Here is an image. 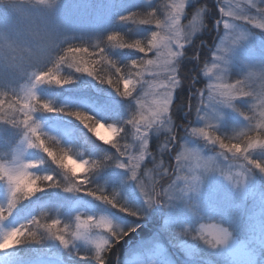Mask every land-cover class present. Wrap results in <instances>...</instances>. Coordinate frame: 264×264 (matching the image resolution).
Instances as JSON below:
<instances>
[{"label":"rangeland","instance_id":"1","mask_svg":"<svg viewBox=\"0 0 264 264\" xmlns=\"http://www.w3.org/2000/svg\"><path fill=\"white\" fill-rule=\"evenodd\" d=\"M130 1L134 2V5L133 11L128 13L126 7ZM158 1L160 0H59L58 4L63 6L59 19L66 16L77 17L76 30H73L72 26H68L67 30L58 27L60 24L58 21L57 24L53 21L49 23L47 17L39 22L40 17L33 23L31 17L33 9L40 7L43 15L58 4L52 8L36 4L0 5V82L9 67L19 59L22 49L27 57L30 54L36 59L43 57L41 54L46 55V50H51V45L45 48L46 44L54 42L60 36L65 34L73 36L79 33L86 35L90 31L103 32L105 18L112 14L117 16L122 10L126 11L125 17L132 16V19L127 21L135 23L133 13L139 14L135 17L143 20V12L150 10L151 13L154 12L156 6L154 4ZM181 2L182 0L163 2L165 11L163 10L164 15L160 18L159 26L155 23L153 28L137 25L135 28L127 29L132 31L134 36L129 31L121 33V36L129 40L147 42L144 56L136 55V51L129 49V53H125L128 55L126 57L120 47L111 45L107 48L105 47L107 43L99 44L100 52L101 49L109 51L104 60L107 64L104 69L107 71L111 65L126 66L133 61L148 59L155 61V65L149 66H140L138 63L140 68L138 72L141 75L138 78L132 76L126 78L131 81L129 84L131 96L125 98L119 94L107 96L105 105L108 114H112L115 124L122 125L123 131H116L111 140L102 139L105 144L99 143L96 139L100 125L93 135L87 134V128L81 127L80 133H73L74 129L69 127L67 135L73 134L67 142L55 139L53 144L58 150H55L54 154L61 155L67 152L65 158L67 167L61 168L55 163L59 169L52 173H43L53 176L52 181H47L50 185L57 183L56 186L50 187L43 202H28L22 206L20 205L22 196H19L16 206L9 215L8 205L12 199V186L6 181L0 182V207H3V215L7 217L0 220V242L9 231L17 227L22 228L19 238L23 241L16 246L0 249V264H77V260L84 259H94V264H101V261L103 264H261L264 252V171L249 161L264 164V147L250 150L247 157H243L245 155L243 148L248 138L240 134L247 133L248 136L264 139V129L260 127L264 124V116H261L264 112V104L261 103L264 99V77L260 71L264 69V41L260 39L262 38L260 35L264 36V29L256 27V24L264 22V19L258 15L257 8L252 7L248 0H183L184 8L180 13L179 22L173 26L169 20L170 14L175 15L172 5ZM254 2L257 7L264 6L260 5L259 0ZM221 8H224V12L220 11ZM94 10L101 24L86 30L93 21ZM228 11L245 13L255 19L251 22L235 20L224 15ZM73 20L76 19L72 18ZM119 20H122V17ZM225 20L234 24V27L225 29L223 27ZM216 21L220 23L217 24ZM28 23H33L30 29L29 26L28 28L23 26ZM13 24L23 27L25 35H28L27 40L19 39V35L13 33L11 44L9 30L13 28ZM62 24H65V21ZM153 32L159 33L158 45L155 48L148 45ZM205 35L211 37V41L207 40L208 43L200 41ZM100 36H96L98 41ZM31 38L35 44L29 45ZM71 43L75 44L73 38L68 45ZM180 44H183V48L179 46ZM6 48L9 58L7 65ZM38 51H41V54L37 53ZM176 51L181 55L177 57L171 54ZM218 57L223 59L218 60ZM173 77L178 82L174 87L169 85V80ZM237 80L243 82L237 87H243L251 96L242 97L238 92H234L232 106L223 103L224 97L210 87L235 85ZM203 82L205 86L201 87ZM34 85L27 79L20 89L12 88L13 92L21 93L15 101L9 102L6 114L11 118L23 116L26 119L21 109L29 101L32 93L36 94ZM165 87L171 89L168 110L171 122L159 133L149 131L145 143L141 139L145 131L143 122L139 121L137 127H133L127 121L132 118L133 113L137 120L141 112L147 115L148 108L154 107V102L160 99L159 93L163 92ZM8 88H2L5 93L0 95L2 102L0 125L3 96L10 95ZM99 89L105 94L102 88ZM183 91L188 93L189 99V109L185 117L190 115L192 121L188 126L186 123L180 126L177 132L171 112L176 99L183 102L179 99ZM206 91L209 92V96ZM57 111L71 113L82 110L68 107ZM247 116L253 117L252 121ZM63 118L60 116L61 122L66 121ZM100 124L107 126L106 123ZM209 124L212 127H206ZM20 127L25 128L22 122ZM192 128H205L213 138L221 132V139L226 142H239L242 151L235 153L222 149L218 142L213 143L198 134H193ZM38 130L42 128L37 127ZM175 134L178 135L177 139H174ZM27 136L28 130L22 139H17L11 150L1 157L0 164L10 169L15 167L16 161L25 164L36 161L39 162V166L27 171L40 175L39 169L45 165V161L36 158L32 160L34 158L32 155L38 148L29 146ZM233 137L239 139H231ZM121 152L124 153L123 156L120 155ZM170 155L180 157L179 161L176 159L179 168L176 165L170 166ZM140 156H143L142 160L139 159ZM73 158L87 160L86 169L66 173V170L75 168L69 161ZM130 158L139 162L137 175L145 190L155 184L156 191L160 192L167 189L169 184L175 183L176 195L149 205L137 181L131 178L130 170L120 167L121 162L127 163ZM209 169L212 170L206 171ZM184 177L189 179L198 177V180L192 181L194 190L185 189ZM262 183L263 186L260 187ZM68 187L74 190L68 191ZM90 192H94L95 195H90ZM101 196H107L115 207L98 199ZM122 205L134 209L139 215L129 216L120 210ZM89 216L93 217L91 221H88ZM101 217L110 219L120 230L128 232V235L117 239L107 227H97ZM151 217L159 221L153 226V230L147 229L149 225L141 221ZM54 220H59L60 224L52 229V232L63 234L69 241L67 246L44 227L51 225ZM84 221H88V227H78ZM175 226L178 227L177 235L173 236L171 232ZM222 226L229 230L227 242L216 246L207 243L205 239L211 240L213 234ZM143 228L146 230L142 231ZM77 232L82 235L76 236ZM31 233L35 234V239ZM170 233L172 245L178 247L184 256L176 254L171 245L165 242L166 235ZM29 236L32 239H27ZM29 240L34 241L35 246L30 252L23 251ZM97 245H102L101 260L96 259ZM107 251H110L108 256ZM204 254L213 255L214 262L201 263Z\"/></svg>","mask_w":264,"mask_h":264},{"label":"snow or ice","instance_id":"2","mask_svg":"<svg viewBox=\"0 0 264 264\" xmlns=\"http://www.w3.org/2000/svg\"><path fill=\"white\" fill-rule=\"evenodd\" d=\"M248 3L254 7L257 8V13L258 15L264 19V6L261 7H257V4L254 2V0H248ZM260 5H264V0H259ZM38 6H44L43 3L38 4ZM172 7L175 9V15H171L169 16V20L171 21V24L173 26L177 25L179 22V18H180V13L182 12L183 8H184V2L182 0V2L180 4H173ZM227 7V5H226ZM221 12H224V8L220 9ZM133 16L135 15V13L132 14ZM153 19L155 18V13H150L149 14ZM197 15H199V13H197ZM225 16L228 17H233L235 20H248L249 22H251L252 20L255 19V17H249L247 14L245 13H236L233 11H228L226 13H224ZM122 19L124 20H130L132 19V16H127V17H122ZM142 24H150L152 23V19H144L141 21ZM157 25H160V21L157 20L156 21ZM217 24L220 23V21H216ZM223 27L225 29H232L234 27V24L229 23L227 20H225L223 22ZM256 27L260 28V29H264V22H258L256 24ZM45 34V33H44ZM46 35V34H45ZM117 34L114 35H110L108 36V40L109 41H115L117 39ZM159 36L158 32H153L152 33V37L151 39L148 41V45H150L151 48H155L158 45V41H157V37ZM188 37L186 36L185 39H187ZM235 43V41H234ZM181 48H183V44L179 45ZM119 47H128V48H134L136 50H138L141 53H144L146 51V47L142 46L140 41L137 40L134 44H121L119 45ZM69 53H73V49L69 48L68 49ZM76 51H84L87 52V49H76ZM104 49H101V52H103ZM174 56H180L181 53L179 51H176L174 53H171ZM63 59V57L61 58ZM218 60L223 59L222 57H218ZM144 61V60H143ZM80 64H83V67L78 65L77 70L80 72H85L88 73L90 75H93L92 70H90L89 68V63L90 61H80ZM139 63L140 66H149V65H155V61L148 59L146 60V63H141L136 62L133 65H137ZM117 71H119V69L117 68ZM174 71V69H173ZM137 76H140L141 73L137 72L136 73ZM46 79V77L44 76H37L36 77V81L39 82H44ZM102 81H104L103 79H101ZM48 82H52L51 80H48ZM57 84H65V83H69V80H63L61 81L60 79H56L55 81ZM108 83L111 84L113 83V81L108 80ZM131 83L130 80L125 79L124 80V91L120 92L119 88H117V91L120 92V94L122 96H131L132 94V90L129 88V84ZM178 82L175 80V78L173 77L172 79L169 80V85L171 86H175ZM243 82L240 80L236 81L235 85H231V84H226V85H218V86H210L213 87V89L215 91H218L220 93L221 96L224 97V100L222 101L225 104H228L229 106H232V101L235 99L233 93L234 92H238L242 97H249L251 96V93L249 92H245L243 90V87H237L238 85H242ZM167 91H166V95H168L170 97V99L168 100V108L167 111L169 110V105L171 103V89L169 87H166ZM2 103V102H0ZM261 103L264 104V99L261 100ZM37 108H43L46 111H54L55 109L51 106V104L49 103H41V101L39 100V98L32 93L31 97L29 98V101L27 103H25L23 105V108L21 109V111H24V114L26 116V119L23 121V124L25 126V128L28 129V136L27 139L29 141V146L30 147H34V148H42L43 151L45 153H47V155L49 157L52 158V160L58 164V165H62L64 168L67 167V165L65 164V158L67 157V152H64L61 155H55L53 153V151L45 146V143L42 139H40L39 134L37 133V127H33L32 123H29V121L33 120L32 117V113L34 110H36ZM69 115H72L74 117H76L77 119L81 120L82 122H84L85 124L89 125L88 122L89 121H93L94 123L89 125L90 128H92L93 131H97L96 129V125H100V123L94 119H92L89 116H86L85 113L80 112V111H75V112H71L69 113ZM261 116H264V112L261 113ZM247 118L252 121L253 117L251 116H247ZM144 119V114L143 112L140 113L139 116V120L136 119V116L133 117V119L131 121H129L128 123L130 124H139V121ZM168 122H171V118L168 117ZM103 125H101L102 127ZM206 127H212L211 124L207 125ZM261 129H264V124L260 125ZM110 129H112L113 132H116L117 129L114 127H109ZM139 129V128H138ZM192 133L193 134H198L202 137H204L207 140L212 141L213 143H219L220 148L222 149H228L229 152H235V153H239L242 151L241 149V145L239 142L237 143H225V141L223 139H221L219 136H215L214 138L212 136L209 135V133L207 131H205V128H192ZM97 135H99V132L97 131ZM241 136H247L248 138V142L246 143V146L243 148V152L245 153V155L243 157H247V154L250 152V150H254L257 149L259 147H264V139H258L257 137L254 136H248L247 133H241ZM259 135V134H258ZM33 137H35V139H33ZM101 139H103V137H101ZM231 139H235V138H231ZM121 156L124 155L123 152L120 153ZM140 160L143 159V156L139 157ZM178 161L180 160V157L176 158ZM250 163L254 164L257 168H259L261 171H264V164H261L258 161H249ZM85 164H87L88 162H83ZM33 167H38L39 165L36 163L32 164ZM27 165L25 166V168L20 171L17 172L14 169H9V168H3L4 172L6 173V175L8 176L9 179V184L12 186V199L8 205V214H11L12 209H14V207L16 206V203L19 199L18 193L22 190L24 193V197H28L33 195V193H35L36 191H39L40 188L35 187L36 181L37 180H44V181H52L53 180V176L51 175H43L41 177L35 178L32 180L31 183L28 182L27 180ZM120 167L122 168H127L130 170L131 172V178L137 181L138 187L140 188L141 192L143 193L144 197L146 198V201L149 205L151 204H155V203H160L161 201L167 199V198H172L176 195L177 192V184L172 183L169 184V187L167 189H163L160 192L156 191V185L153 184V186H151L150 189L145 190V186L144 184L141 182V180L139 179L138 175H137V169L139 168V162L137 160H135L134 158H130L129 162H121L120 163ZM180 165L177 164V168H179ZM70 171L72 173H75L76 169L72 168L70 169ZM173 171H175V169H173ZM18 176H24L25 179L23 181H21L20 184H17V178ZM179 179V177H178ZM193 180H198V177H192L191 179H189V177H184V182H185V189L187 190H194L195 186L193 185L192 181ZM57 183L52 184L50 186H56ZM162 187V186H161ZM68 191H73L74 189L71 187L67 188ZM90 195H95L94 192H90ZM115 198V197H114ZM98 199L110 203L112 204V206L115 207V205H113V201L110 200L107 196H101ZM116 203H119L118 201H116ZM120 210L128 213L129 216H138L139 213L137 211H135L134 209L125 207V206H121ZM0 212H3V207H0ZM7 217H4V219H6ZM77 219H79V217H77ZM93 217L89 216L88 217V221L92 220ZM88 221H84L82 222V225L78 226V227H88ZM60 224L59 220H54L52 222L51 225H44V227L48 228L50 232H52V229L56 228L57 225ZM97 227H107L109 229V231L111 232L112 236H114L117 239L122 238L123 236L128 235V232H124L122 230H120L117 226H115L112 221L106 217H101L100 219V223L97 224ZM134 231V229H132ZM57 239H59L62 243H64L65 246H67L69 244V241L65 238V236L63 234H57L56 232H52ZM22 234V228L21 227H17L11 230L10 233L6 234V236L4 237L3 241L0 242V249H7L13 246H16L20 243H22L23 241L19 238ZM76 236H81L82 234L80 232L75 233ZM32 238L35 239V234H32ZM202 239H204L203 236H201ZM229 238V234L227 232H225L222 228L218 229L214 234L211 240L205 239V241L209 244H212L213 246H216L218 244L221 243H225L227 242ZM107 241H105L106 243ZM102 249V245H97V254H96V259L97 260H101L100 257V250ZM101 264H103V262L101 261Z\"/></svg>","mask_w":264,"mask_h":264},{"label":"trees","instance_id":"3","mask_svg":"<svg viewBox=\"0 0 264 264\" xmlns=\"http://www.w3.org/2000/svg\"><path fill=\"white\" fill-rule=\"evenodd\" d=\"M164 1L165 0H160L157 2L154 8V12H152L156 14V17L154 19L149 15L152 10L147 11V13H143L144 19H152V23L150 24H142L141 19L134 17L135 23L113 22L111 27L119 28L122 26V28L125 30L135 27L137 25L144 26L145 28H153V25L156 23V21L157 20L160 21V18H162V16L164 15V12H163V10L165 11V8L163 6ZM37 10L40 12V7L37 8ZM51 12H54L56 13V15H58L60 12L59 4L56 5L53 8V10H51ZM57 21H58V17H57ZM90 34L91 36H93V40H94L93 45H87L89 42L75 43V44L71 43L70 45H68L69 43L68 36L63 35V36L58 37V39H56L54 43L56 47L55 50H53L54 52L48 53V57L50 58V62L52 63L48 65L41 63L40 65H33V66H27V67L24 66L23 67L24 73L20 72V74L17 77H19L20 79L24 78L25 76H31V77L44 76L46 77L44 82H39L37 84V88L39 92L43 95L42 98L40 99L41 103H46L45 97L52 98V99L61 98L63 97V95L78 94L80 91L85 90L87 88L103 93L99 89V88H102L103 91L105 92V95H116V94L121 95L120 92L124 91V80L130 76L137 77L136 73L139 71L140 68L138 67V65L134 66L131 63L126 66L111 65L109 71L104 69V67L107 66V64L104 63V60L109 54V51L100 52L99 42L101 43V40L100 41L97 40L95 32H91ZM110 35H114V33H108L103 40V43H107V45L105 46L107 48H109L111 45L119 47V45L121 44H134L136 42V41H132V40H129L121 36L122 34H118L117 39L115 41H109L108 36ZM145 43L147 47V42ZM145 43H141V45L145 46ZM69 48L73 49V53H69L68 51ZM120 48L123 50L124 54L129 53V49H131L133 51H136V55H140L141 57L145 55L144 54L145 52L144 53L140 52L141 53L140 54L139 52H137L138 50L134 48H128V47H120ZM76 49H87V52L76 51ZM97 51H99L97 54H93ZM48 57H47V60H48ZM62 57L63 59H61ZM82 60L90 61L88 66L90 70H92L93 75H90L85 72L76 71V67L78 65L83 67V64L79 63ZM117 68L119 69V71H117ZM13 73H17V71L10 72V75L12 77L16 76ZM56 79H60L61 81L66 79V80H69L70 82L65 83V84L63 83L57 84L55 82ZM101 79H103L104 81H102ZM19 80L17 81V86H21V83L19 82ZM48 80H51L52 82L50 83L48 82ZM108 80L113 81V83L109 84ZM35 83H37L36 78H35ZM117 88H119L120 92L117 91ZM122 97L125 98L126 96H122ZM179 99H182L183 102L180 101V103H176L172 111L173 119L175 120L177 125L182 124V123L184 124L185 122L183 115L184 113L188 111V108H187V104L189 103L188 93L186 91H183L179 95ZM179 105H183V111H181ZM53 108L55 109L54 106ZM34 112L38 118L45 117L47 118V120L49 119L56 120L58 116H63L64 117L63 119L67 120L69 123L76 126L77 129H81V127L86 128L80 120H78L76 117L72 115H69V112H56V109L54 111L49 112V111L44 110L43 108H37L36 110H34ZM86 113L90 114L93 117H96V115L97 116L99 115L98 117L101 116L98 113H93V112H86ZM3 118H4V115H3ZM93 123H94L93 121L88 122L89 125ZM4 126L6 127V130L3 132V134L0 135V139L3 138L1 145H0V159L6 152H9L11 148L14 146V144L16 143L15 141L16 137L18 136L19 138H22V136L24 135L22 133H19V134L17 133V135H13V128L12 127H10L11 129L8 128L7 127L8 125L6 126L5 123H4ZM95 127L97 129L98 125H96ZM94 132L95 131H93L92 128L89 129V133L93 134ZM37 133L39 134L40 139L44 141L45 146L49 147L53 151V153L55 150H58L57 148H55L56 146L52 143L54 141V138H53L54 131L52 129H47V131L38 130ZM33 139H35V137H33ZM229 142L230 141H228L227 143ZM32 156H34V158L36 159L45 161V165L41 169H39L40 175L42 173L41 176H43L44 171L52 169L55 165V162L52 160V158L49 157L47 153L43 151L42 148H38V150L35 151V153ZM169 163L171 166H173V160L171 158L169 159ZM66 173L70 174L69 170L68 171L66 170ZM70 179L72 180L71 177ZM1 181L2 180H0V182ZM35 187L43 188L44 190L36 191L35 195H31L28 197L22 196L20 205L23 206L28 202L36 203V202L43 200L47 191L50 189L51 186L47 181L37 180ZM109 205L113 207L112 204H109ZM24 212H26V209L24 210ZM141 221L149 225V227L147 228L149 230H152L153 226L157 225L159 222L157 221V219H155V217L144 218ZM145 230H146L145 228L142 229V231H145ZM172 235L176 236V234H172ZM29 238L31 237L29 236L27 239ZM26 245L27 247L24 246L23 251H27V252H30L35 246L34 241L32 240L27 241ZM109 253L110 251L106 252L107 256L109 255ZM73 263H76V262H73ZM94 263H95L94 259L77 260V264H94Z\"/></svg>","mask_w":264,"mask_h":264},{"label":"clouds","instance_id":"4","mask_svg":"<svg viewBox=\"0 0 264 264\" xmlns=\"http://www.w3.org/2000/svg\"><path fill=\"white\" fill-rule=\"evenodd\" d=\"M40 3H43L44 6L48 7V8H52L54 7L56 4L59 3V0H0V5H24V4H40ZM137 61H133L132 64L136 63ZM141 63H146V61H143L141 60L140 61ZM78 66L76 67V71L77 70ZM261 71V75L262 77H264V69H260ZM80 72V71H78ZM166 87H165V90L161 93H159V96H160V99L156 100L154 102V107H149L148 108V114L145 115L144 114V119L141 120L143 122V127L145 129L141 139L147 143V139H148V132L149 131H155V132H161L162 129L169 123L168 122V111H167V108H168V100L170 99V97L168 95H166ZM143 107V106H142ZM81 112V111H80ZM85 113L86 116H89L91 117L92 119L98 121L99 123H102L101 121L95 119L93 116H91L90 114L86 113V112H83ZM135 116V113H133L132 115V118L129 120L131 121L133 119V117ZM79 120V119H78ZM81 121V120H80ZM127 121V123L129 122ZM82 122V121H81ZM84 124V126L89 130L90 127L89 125L85 124L84 122H82ZM133 127H137L136 124H132ZM108 127H114L117 129V131H123V127L122 125H117V124H107ZM137 131H139V129L137 128ZM215 131V129H214ZM228 137H226L227 139ZM233 138H236V139H239L238 137H233ZM82 162H86L87 160H84V159H80ZM15 163V167L11 168V169H14L15 171L17 172H20L22 171L25 166L27 165V170L28 169H33V168H36V167H33L32 164L33 163H36L39 165V162H36V161H30L28 162L27 164L21 162V161H16L14 162ZM61 168H64L62 165H59ZM4 168V165L3 164H0V180H3V181H6L9 183V179H8V176L6 175V173L4 172L3 170ZM212 169H209V170H206V171H211ZM70 171V169H69ZM28 173V176H27V180L29 183L32 182L33 179L35 178H38V177H41L40 175H37V174H34L33 172L30 173L29 171H27ZM25 179L24 176H18L17 178V181L16 183L17 184H20L21 181H23ZM44 189L43 188H40L39 191H43ZM33 195H35V193H33ZM18 196H24V193L23 191L21 190L19 193H18ZM0 220H4V215H3V212H0ZM91 221V220H90ZM225 232H227L229 234V230L226 226H222L221 227ZM11 231H9L8 233H10ZM7 233V234H8ZM6 236V235H5ZM4 236V237H5Z\"/></svg>","mask_w":264,"mask_h":264},{"label":"bare ground","instance_id":"5","mask_svg":"<svg viewBox=\"0 0 264 264\" xmlns=\"http://www.w3.org/2000/svg\"><path fill=\"white\" fill-rule=\"evenodd\" d=\"M98 132H99V136L103 137V139H105V140L113 139L114 134H115V132H113L112 129H110L109 127H106V126L100 127ZM71 163L74 164L77 172H81L84 170V164L83 163H80L76 160H71Z\"/></svg>","mask_w":264,"mask_h":264}]
</instances>
